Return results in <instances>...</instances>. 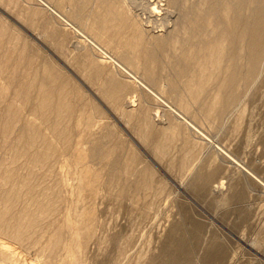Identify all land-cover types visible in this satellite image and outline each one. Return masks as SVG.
Wrapping results in <instances>:
<instances>
[{"label":"rangeland","instance_id":"1","mask_svg":"<svg viewBox=\"0 0 264 264\" xmlns=\"http://www.w3.org/2000/svg\"><path fill=\"white\" fill-rule=\"evenodd\" d=\"M156 1L0 0V264H264V66L213 105Z\"/></svg>","mask_w":264,"mask_h":264},{"label":"bare ground","instance_id":"2","mask_svg":"<svg viewBox=\"0 0 264 264\" xmlns=\"http://www.w3.org/2000/svg\"><path fill=\"white\" fill-rule=\"evenodd\" d=\"M144 1L147 5V10L145 12H148L150 17L151 15L152 17L160 15L161 11H159L158 7L159 2L157 3L156 0ZM214 1L215 0H209V9L208 11L206 10V13L208 14L207 18L206 15L197 16L195 13L196 11L193 8H180V4L178 5V3L173 0L172 5L175 6L174 8L178 11L180 10L183 12V17L178 22V25L183 24V26L181 28L182 30H180L179 28L174 29V31L172 30L173 32L170 35V43L174 49H176V46H179L181 50H184V53H186L185 55H187V58L196 60L197 63L198 60H200L201 62L202 59L208 56L207 61L209 64H211L217 69L221 68L219 71L221 72V74L223 73L224 75L223 78L221 77L218 82V88L220 89V91L214 96H209L211 103L216 106L221 102H223L224 104H226L227 102L235 103L240 96L239 91L241 86L242 88H244L245 86L247 88H251L255 84L254 82H256V80L259 78L260 73L262 72V68L264 66V0H223L222 15H224L227 19V17L229 16V12L231 13L233 11L235 16L234 24H232L231 29L226 28V23L222 22L223 18L220 16L221 13H219L216 9ZM249 6L253 8V12H250V14L248 15L246 11L249 12ZM122 13L123 11H121L119 15L123 19L124 22L122 23L124 25L131 22L130 20L133 21V25L138 24H134V22L136 21L129 15V13ZM62 20H64V18ZM186 24L187 26H185ZM211 27L213 30L209 34L208 30ZM74 30H76L78 34L83 35L76 28H74ZM140 33L143 34V32ZM183 37H185V41L187 40L186 43L181 41ZM186 48L187 50H185ZM154 53L150 55L152 59L155 57ZM223 64L224 67H221ZM243 66L245 67L244 73L242 71V73H239L240 67ZM201 68L203 69L202 71L206 73L205 67L201 65ZM183 69V71L187 73L186 67L183 66ZM127 74H129L132 78L136 79V81L139 80L134 77V75H131L133 73L130 74L129 72ZM206 80L208 82V79H206L204 75L201 76L199 74L196 79V82L193 79V81L195 82L193 85H197L198 87H200V89H202V85L206 84ZM138 82L140 83V81ZM223 90H226V96L222 94ZM203 94L204 93L201 91L200 95ZM213 112L215 111H210V113ZM220 112L221 111H219V113ZM176 113L179 114L178 112ZM43 215L44 214H42V216ZM19 234L20 233L18 232L16 236L18 237ZM19 238L20 237H18V239ZM161 264L178 263L174 261H164Z\"/></svg>","mask_w":264,"mask_h":264}]
</instances>
